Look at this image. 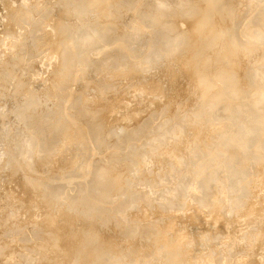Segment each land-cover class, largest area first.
I'll use <instances>...</instances> for the list:
<instances>
[{"label": "rangeland", "instance_id": "rangeland-1", "mask_svg": "<svg viewBox=\"0 0 264 264\" xmlns=\"http://www.w3.org/2000/svg\"><path fill=\"white\" fill-rule=\"evenodd\" d=\"M158 1L165 5L169 4L168 7L176 8L178 0H111L107 7L102 3L108 9L105 8L103 12L99 13L95 10L91 13L87 12L90 17L88 19L83 17L84 22L76 23L75 20L74 22L71 20L74 11L83 16L85 12L79 11L81 6L89 7L88 5H91L85 3L84 0H0V124H2L0 125V264H22V262L31 264L32 259L34 261L39 256H44L46 249V254L51 256L48 260L49 264H57L58 261L61 262H58L59 264H76L73 261V256L76 255L80 243L84 241L85 233L87 234L97 225L99 229L102 220L103 222L107 221L106 223L102 222L106 229L108 227L103 236L106 237L108 234L109 240L117 235L116 238L120 237V241H123L129 230L133 232L132 236V232L130 233V236L131 240L135 239V244L126 251L128 253H124L123 257L126 256L125 259H128H123L122 264H171L173 263L171 261H174L173 264H264V125L257 131L254 137L255 141L251 144L246 143L241 134L235 142H230L227 136H235L236 127L228 113L233 112L232 110H235L237 105H234L235 109L234 106L232 107L231 112L222 107L228 103L237 102L239 98L236 97V100L234 96H228L225 100L220 99L217 104L213 105L212 103L211 107L208 105L209 108H204L205 102L208 101L213 91L221 85L222 82L219 80L210 86L204 94L196 96L207 79H216V71L221 64V59L217 58L216 61H211L206 68H203L200 78H194L192 70L188 66L192 56L201 53L209 37L216 33L219 21H225L232 27H236V24L240 22L254 21L251 22L255 28L252 27L253 35H251L253 38L255 37L254 41L257 43L264 41L263 31L260 28L256 31L258 25H255L257 23L256 16H254L257 4L264 9V0H193V2L196 1V4L200 3L197 8L199 17L194 24L185 29L189 23L184 25L181 18L177 19V21L180 20L178 29L182 32L186 31L184 50L178 55L175 54L177 51H174L172 57L159 58L153 62L154 58L158 57L157 54L167 49L164 39L175 34L172 31L168 32L161 26V23L151 20L152 5ZM22 9L28 10L26 15ZM169 15H173V13H169ZM92 16L93 18H91ZM167 16L162 13L158 15L160 17L158 19L164 20ZM74 24L78 25L73 27ZM137 30L138 32H136ZM163 31L166 33H161ZM260 32L262 34H259ZM8 33H14L16 37L10 36L11 39H8L3 46L2 42H4V38H7L4 36H7ZM235 33L239 38L249 39L242 31L238 33L236 30ZM72 37L77 40L75 45L73 44L72 50L66 53L63 45ZM82 37H87V39L82 41L80 40ZM236 39L238 40V38ZM213 48L215 49V47ZM213 48L207 53L212 54ZM221 49L224 48L221 47ZM73 52L76 57L72 62H69ZM55 54L66 58L59 57L60 59L55 60L53 57ZM242 54L239 57L240 61L238 59L241 64L233 58L234 60H230L227 65L237 68L236 75L242 83L240 89L247 90L252 94L254 92L256 94L258 91L257 97L253 95V99L255 98L253 101L256 103L263 94L260 92L264 91L261 89L262 91L259 92L257 87L254 89L258 82L264 84V61L262 63L263 72L259 70L261 67L258 66V72L254 67L253 74L250 75V83L244 84L243 81L248 74L247 71L259 61V57L264 55V46L260 43L254 47V50L246 48ZM146 59H150L153 64L149 66L147 72L136 74V68L140 67ZM190 66L193 65L190 64ZM190 68L195 70V67ZM54 72L58 78L55 77ZM52 73L54 76L51 75ZM253 81L258 82L254 84ZM22 108L24 110H21ZM214 111H217L215 112L217 114L219 111L221 112L215 116ZM224 112L227 113L224 114ZM211 114L210 119L213 121L208 119L209 125L203 124V119L209 118ZM220 114H222L221 117H219ZM23 116V120L17 121L16 118L20 117L21 119ZM63 121L66 125L67 123L70 125L65 127ZM99 121H102L103 124ZM122 123L124 125H120ZM54 125L56 126L54 127ZM135 128H139L136 132L137 135H132ZM194 128L197 129V134L195 138H192L190 132ZM1 130L3 131L1 132ZM103 130L104 132H102ZM110 131H112V135ZM101 133L103 134L100 135ZM218 134L221 139L218 138ZM114 136L116 140L112 139ZM208 136L209 142L206 139ZM18 138L27 139L30 142L28 149L16 148ZM211 139L214 142L218 139L219 141L225 139L229 153L236 149L242 152L240 160L244 165L241 174L237 172L239 170L237 165L241 162L236 165V162L231 160L228 152L222 148L223 141H217L218 145L216 143L214 145L210 142ZM95 142L98 146L94 145ZM203 143L206 145L202 146ZM219 143L221 149L224 150L219 148ZM177 146L178 148H176ZM217 146L221 151H216ZM119 147L120 149L117 150ZM12 148H16V150ZM136 148H139L140 156L138 157L142 163V165L139 163L141 166L136 165L139 171L134 170L137 160L133 161L130 157L131 152ZM45 149L49 150V154ZM201 149L205 156L202 155ZM185 151L188 157L184 154ZM217 152L222 153L218 154ZM120 153L127 156L126 159L124 156L122 157L124 163L121 162L120 166L124 168L121 169L127 171L130 167L133 170H129L130 172L127 173L128 175L132 174L131 177L129 176V180L123 181L124 186H128H125L126 189H121L122 192L106 188L105 191H108L107 196L109 197H106V200L103 198L104 201L101 199L102 201L100 200L98 204L83 203L86 204L84 205L85 210L82 209L80 214L78 211L81 209V204L77 202L76 198L78 191L86 188L88 184L84 179H92L94 169L89 165L112 160ZM215 155H218L219 158L217 156L215 159ZM225 156L229 158L226 159ZM203 158L209 160H202ZM186 159L189 160L186 161ZM204 161L208 163L203 166ZM209 161L213 165L217 162L215 168L212 164L209 165ZM225 161L229 163V166ZM84 162L87 163V167H83ZM26 163H30L31 166ZM189 164L197 165L198 171L195 166L192 167ZM230 165L237 166L238 169ZM231 167L235 170L233 171ZM78 169L81 172H77ZM218 169L225 174L228 171L227 175ZM217 170L219 174L221 172L220 180L215 179V182H210L208 180L210 173L214 171L215 174H218ZM229 171L232 172L231 175ZM236 173L240 178L243 176L242 181L237 180L238 174ZM234 174H236L235 180H237L235 186L230 182L234 178ZM184 175H187L186 179L190 180L188 181L190 184L186 183L189 192H192L193 189L196 191V187L199 185L198 188L202 186L201 190L206 184L204 177L208 176L206 179L208 183L210 182V186L207 183L206 190L202 189L203 192L201 191L208 194L201 192V194H197L199 190L193 195L192 193L187 195L185 190L181 194L180 190H177L180 188L178 185L183 191L182 185L185 189V183L177 185L173 181L177 177V180L182 181L183 178L184 182H187ZM222 175L225 177H221ZM68 176L72 177L71 179L77 182V185L73 183L66 186L62 180ZM159 177L161 179L165 177L164 180L168 179V181L158 180ZM240 178L238 179L240 180ZM156 181H159L160 184ZM181 181H177V183ZM173 183L177 186L174 190L176 195L173 193L168 196L167 194L170 193L168 191L175 188ZM191 183L196 187L193 188ZM188 184L189 187L192 185V190L188 188ZM124 186L122 188H125ZM164 186L169 189L164 188L162 191ZM228 186H231L232 190L230 188L228 190ZM130 191L134 192V195L127 194ZM113 193L119 195L114 194L117 199L115 197L116 200L112 202ZM95 197L97 195L93 194L92 199ZM129 201L135 203L128 204ZM113 203L114 208L117 206V209L121 210L122 208V210L116 212L111 207ZM71 212L75 215L73 216ZM55 216H57V220ZM78 216L91 225L87 226L86 224L87 227H85V223H82L83 220L79 221ZM124 216L126 217L124 218ZM97 219L101 221H97ZM128 219L130 220L127 221ZM77 220L84 224L85 228ZM87 220L94 223H89ZM152 224H154L153 227L156 225L153 230L156 231L157 236L154 234L150 238L153 233L147 229ZM121 226L123 227L121 228ZM52 228H56V231L51 235ZM87 228L90 230L87 231ZM109 228H111L110 231ZM82 230L85 231L82 233ZM101 231L104 232V230ZM157 231L163 234L161 235ZM161 238L169 246L157 250L155 245ZM117 239L116 241H119ZM124 242L128 243L130 240H124ZM151 242L152 244H150ZM49 247L51 249H48ZM71 247L74 254L69 255L68 253L72 252ZM75 248L76 250H74ZM52 249L55 254L50 251ZM59 250L61 251L60 257L57 254L60 252ZM27 251L28 254H26ZM28 257L30 262L27 261ZM69 257L70 260L67 259ZM59 258L60 260L57 261ZM129 258L131 259L129 260ZM38 264L46 263L42 261Z\"/></svg>", "mask_w": 264, "mask_h": 264}, {"label": "bare ground", "instance_id": "bare-ground-1", "mask_svg": "<svg viewBox=\"0 0 264 264\" xmlns=\"http://www.w3.org/2000/svg\"><path fill=\"white\" fill-rule=\"evenodd\" d=\"M81 1V0H80ZM85 1V3H88V4H91V5H88L89 7H87V6H81V8L79 9V11L80 12H85L84 13V15L83 16H80V15H78L79 13L76 11H74V14H73V16H71V20H73V22H74V20L76 21V23H82V21L84 20V19H86V17H87V19L90 17V16H88V13L87 12H90L91 13V11H96L97 13H99V12H103L104 10H105V8L108 6L107 4L111 1V0H84ZM173 1H175V0H173ZM231 1V0H230ZM229 1V2H230ZM233 1V0H232ZM234 1H236V0H234ZM258 1H260V0H258ZM223 2H225V1H223ZM102 3H104L105 5H106V7L104 6V4L102 5ZM116 4H117V1H116ZM171 4V3H170ZM174 4V3H173ZM209 3L207 2V5H208ZM229 4V3H228ZM257 4V3H256ZM28 5V4H27ZM110 5V4H109ZM114 6H115V4H113ZM169 5V4H168ZM168 5H165V4H163L162 2H155L154 3V5H152V14H151V16L150 17H152V19L151 20H153V21H155V22H157V23H161V26H163V28H165V29H167L168 30V32L169 31H172V32H174L175 34L174 35H172V36H170V37H166L164 40H165V44H166V46H165V48H167L166 50H164L162 53H159V54H157V58H154V61L153 62H155L157 59H159V58H165V57H168V56H171V55H173L172 53H174V51H177V53L175 52V54L176 55H178L181 51H183L184 49V44H185V32L186 31H183L182 32V30H180V29H178V22L180 21H177V19H182V21H183V23H184V25L186 24H188L189 23V25H187V26H185V29H188V28H190L193 24H194V22L198 19V17H199V15H198V13H197V8L200 6V3L199 4H196V1L195 2H193V0H178L177 2H176V5H177V7L176 8H174V7H172V6H170V7H168ZM224 5H227V4H224ZM243 5V4H242ZM7 6H9V5H7ZM33 6V5H32ZM35 6V5H34ZM111 6V5H110ZM229 6H231V5H229ZM11 7V6H10ZM10 7H9V9H10ZM112 7V6H111ZM217 7V6H216ZM35 8V7H34ZM114 8H116V7H114ZM106 9H108V8H106ZM118 9V11H119V8H117ZM23 11H24V14L26 15L27 13V11L28 10H24V9H22ZM30 10V9H29ZM60 10V9H59ZM147 10V9H146ZM145 10V11H146ZM34 11V10H33ZM58 11V10H57ZM142 11H144V10H142ZM196 11V12H195ZM235 11V10H234ZM120 12V11H119ZM113 13H115V12H113ZM112 13V14H113ZM147 13V12H146ZM162 13H165L166 15H168L167 16V18L166 19H164V20H159L158 18H160V17H158V15L159 14H162ZM169 13H173V15H169ZM119 14V13H118ZM117 14V15H118ZM143 14H145V13H143ZM149 14V15H150ZM255 14V13H254ZM111 15V14H110ZM109 15V16H110ZM117 15H116V17H117ZM121 15V14H120ZM139 15V14H138ZM149 15H148V17H149ZM141 16V15H140ZM254 16H256V23L257 24H255V25H258V28H256V31H257V29H261V31H263L262 33H264V9H262L258 4H257V10H256V15H254ZM83 17H84V19H83ZM141 17H143V16H141ZM147 17V18H148ZM184 17H186L187 19H185ZM91 18H93V16L91 17ZM183 18H184V20H183ZM254 18V17H253ZM108 19V18H107ZM107 19H105V20H107ZM114 19H116V18H114ZM108 20H111V19H108ZM149 20V19H148ZM254 20V19H253ZM85 21V20H84ZM83 21V22H84ZM251 22L253 23L254 21H251L250 20V22H247V23H243V22H240L239 24H236V27L234 26V27H232V25H229V24H226L225 23V21H219L218 22V28L216 29L217 31H216V33L215 34H212V37L210 36L209 37V39H208V41L205 43V45H204V49H202V52L200 53H198L196 56H192V59L190 60V64L191 65H193V66H190V64H188V66H189V69H191L192 70V74H193V76H194V78H200V76L203 74V68H206L209 64H210V62L211 61H216V59L218 58V59H221V64L218 66V68H217V71H216V79L215 80H209V79H207L205 82H204V84L200 87V89L198 90V93H197V97L198 96H200V95H202V94H204L208 89H209V87L210 86H213L216 82H217V80H219L220 82H222L221 83V85L219 86V88L216 90H214L213 91V93H212V95L210 96V98H208V101H206L205 102V104H204V108L205 107H208V105H209V107H211V104L213 103V105H215V104H217L218 102H219V100L220 99H223V100H225L228 96H234L235 98L237 97V98H239V100L237 101V102H233V103H228V104H226V106L224 105V107H222V108H224L225 110H227L228 112H231V109H233L232 107L234 106V105H237V107H236V109H235V106H234V109L235 110H232L233 112H231V113H228V116H229V114H230V117H231V121L234 123V125H235V127H236V133L234 134L235 136H227L228 137V139H230V142L231 141H234L235 142V140H236V138L237 137H239V135L241 134L242 135V137H243V139H245L244 141L246 142V143H252L253 141H255V139H254V137H255V134L257 133V131L264 125V91L263 92H260V90L262 89V90H264V84H262V83H260V82H258V81H253L254 82V84H256L257 82H258V84H256L255 85V87H254V89L257 87V88H259V92L262 94L261 96L260 95H258V96H260L261 98H259V99H257L258 100V102H256V103H254V99H253V97L254 96H256V94H259L258 93V91L256 92V94H255V92H254V94H252L251 92H248L247 90H243V89H240V85L242 84L240 81H239V79L237 78V75H236V67L234 66H228L227 65V63L229 62L230 63V60H234V59H237L236 61H238V59H239V57H240V55L242 56L243 54V52H244V49H246V48H248V49H250V50H254V47L255 46H258L260 43L262 44V46H264V41H261L260 43H257V41H254L255 39V37L253 38L252 37V32H251V30H252V27L254 28V24H251ZM107 23H111V22H107ZM235 23V22H234ZM151 24H153V23H151ZM76 25H78V24H74L73 25V27H76ZM159 25V24H158ZM157 25V26H158ZM106 26V25H105ZM112 26H113V23H112ZM102 27V26H101ZM104 27V26H103ZM108 27V26H107ZM106 27V28H107ZM110 27V26H109ZM188 27V28H187ZM203 27V26H202ZM8 29V28H7ZM255 29V28H254ZM105 30V29H104ZM103 30V31H104ZM144 30H146V29H144ZM236 30H238V33L239 32H243L244 34H246L248 37H249V39L247 38V39H245V38H239L238 36H237V34L235 33L236 32ZM102 31V32H103ZM188 31V30H187ZM254 31V30H253ZM256 31H255V33H256ZM258 31H260V30H258ZM136 32H138V30L136 31ZM69 32H67V34H68ZM73 33H74V31H73ZM73 33H71V34H73ZM144 33V32H143ZM161 33H166V32H161ZM254 33V32H253ZM261 32L259 33V34H262ZM252 34V35H251ZM255 35H258V34H255ZM254 35V36H255ZM264 35V34H263ZM10 36H13V37H16V35L14 34V33H8L7 34V36H4V37H7V38H4V42H2V45L5 43V42H7V40L8 39H11L10 38ZM68 36H70L69 34H68ZM260 36H262V35H260ZM262 37H264V36H262ZM262 37H260V38H262ZM236 38H238V40L236 39ZM63 39V38H62ZM65 39H67V38H65ZM79 39V38H78ZM87 39V37H82L80 40H82V41H85ZM90 39V37L88 38V40ZM235 39H236V41H235ZM76 38L74 37H72V38H70L68 41H66L65 42V44L63 45V48H65V51H66V53H68V52H70L71 50H72V46H73V44L75 45V42H76ZM80 40H78V41H80ZM259 40V39H258ZM264 40V39H263ZM19 41V40H18ZM16 42V41H15ZM21 42V41H20ZM43 42V41H42ZM63 42V41H62ZM58 43H59V41H58ZM61 43V42H60ZM8 44V43H7ZM6 45V44H5ZM62 45V44H61ZM124 45V44H123ZM126 45V44H125ZM4 46V45H3ZM58 46H60V45H58ZM125 47H127V45L125 46ZM213 47H215V49L213 48ZM221 47L222 48H224V49H221ZM8 48V47H7ZM164 48V49H165ZM211 48H213L214 50L212 51V54H210V53H207L209 50H211ZM238 48H240V49H238ZM244 48V49H243ZM125 49H127V48H125ZM178 49V50H177ZM182 49V50H181ZM129 51H130V48H129ZM133 51V50H132ZM242 52V53H241ZM79 53H80V51H79ZM78 53V54H79ZM9 54V53H8ZM174 54V55H175ZM175 55V56H176ZM12 56V55H11ZM58 56V57H57ZM211 56H213V57H211ZM15 57V56H14ZM53 57L55 58V60H57V58H59V57H61L62 59H65L66 57H64V56H61V55H53ZM75 57H76V55L74 54V52H73V55H72V57L70 58V61L69 62H72V60L73 59H75ZM172 57V56H171ZM2 58H3V56H2ZM169 58V57H168ZM178 58V57H177ZM234 58V59H233ZM260 58V57H259ZM258 58V62L256 63V64H254V66L250 69V70H248L247 72H248V74H247V76L244 78V81H243V83L244 84H246V83H250V75H252L253 73V68L255 67V69L257 68V72H258V66H259V68L261 67V69H259L260 70V72L262 71L263 72V70H262V67H263V61H264V55L259 59ZM1 59V58H0ZM9 59V58H8ZM60 59V58H59ZM160 59V60H161ZM165 59H167V58H165ZM242 59V58H241ZM246 59V58H245ZM245 59H243V60H245ZM242 60V61H243ZM53 61V60H52ZM165 61V60H164ZM179 61H181V60H179ZM239 61H240V59H239ZM238 61V62H239ZM14 62V61H13ZM153 62L150 60V59H146V60H144V62H143V64H141L140 65V67H138V68H136V74L137 73H145V72H147V70H148V68H149V66L150 65H152L153 64ZM158 63V62H157ZM213 63V62H212ZM240 63V62H239ZM244 63V62H243ZM242 63V64H243ZM263 63V64H262ZM57 64V63H56ZM179 64V63H178ZM186 64V63H185ZM241 64V63H240ZM245 64V63H244ZM180 66H181V68H183V66L181 65V64H179ZM199 65H201V67H199ZM236 65H237V63H236ZM262 65V66H261ZM146 66V67H145ZM148 66V67H147ZM190 67H195V70H194V68H190ZM125 69V68H124ZM56 70V69H55ZM52 71V70H51ZM122 71V70H121ZM168 71V70H167ZM184 71V70H183ZM256 71V70H255ZM186 72V71H185ZM190 72V71H189ZM256 72V73H257ZM259 72V73H260ZM49 73H51V72H49ZM111 73H112V71H111ZM121 73V72H120ZM119 73V74H120ZM123 73V72H122ZM131 73H134V72H131ZM165 73H167V72H165ZM169 73V72H168ZM167 73V74H168ZM188 73V72H187ZM54 74H55V72H54ZM58 74V73H57ZM125 74V73H124ZM127 74V73H126ZM263 74V73H262ZM51 75H53V73L51 74ZM109 75H111V74H109ZM244 75V74H243ZM54 76V75H53ZM57 75L55 74V77H56ZM166 77H167V75H165ZM189 76V75H188ZM112 77V76H111ZM119 77V76H118ZM121 77V76H120ZM56 78H58V77H56ZM113 78H115V77H113ZM169 78V77H168ZM188 78V77H187ZM189 78H191V77H189ZM61 79V78H60ZM192 80V79H191ZM158 81H159V79H158ZM194 81V80H193ZM190 82V81H189ZM192 82V81H191ZM191 84H193V83H191ZM201 84V83H200ZM190 85V84H189ZM194 85V84H193ZM260 85H262V86H260ZM188 86V85H187ZM181 87V86H180ZM263 87V88H262ZM56 88V87H55ZM192 88V87H191ZM194 89V88H193ZM253 89V90H254ZM261 90V91H262ZM191 91V90H190ZM243 91H247V92H245V93H251V94H245V93H242ZM256 91V90H255ZM113 92H115V91H113ZM111 93V92H110ZM118 93H119V91H118ZM190 93V92H189ZM44 95V94H43ZM42 95V96H43ZM164 95H166V94H164ZM254 95V96H253ZM183 96V95H182ZM54 97V96H53ZM177 97V96H176ZM189 97V96H188ZM257 97V96H256ZM237 98H236V100H237ZM45 99V98H44ZM46 99H47V97H46ZM173 99V98H172ZM193 100V99H192ZM254 100V101H253ZM256 100V101H257ZM165 101V100H164ZM222 101V100H221ZM166 102V101H165ZM190 102H191V100H190ZM194 102V101H193ZM162 103V102H161ZM173 103V102H172ZM23 104H24V102H23ZM21 106H23V105H21ZM24 107V106H23ZM208 107V108H209ZM19 108H21V107H19ZM18 108V109H19ZM89 108H92V107H89ZM93 109H94V107H93ZM5 110V109H4ZM20 110V109H19ZM21 110H24L23 108L21 109ZM90 111L92 110V109H89ZM98 110H100V108H98ZM187 110V109H186ZM84 111H87V110H84ZM162 111V110H161ZM221 111H224V110H222L221 109ZM221 111H219V113L221 112ZM248 111H250V112H248ZM3 112V111H2ZM1 112V113H2ZM7 111H5V113H6ZM88 112V111H87ZM176 112V111H175ZM215 112H217V111H214V113ZM21 113V112H20ZM218 113V114H219ZM225 113H227V112H224V114ZM7 114V113H6ZM88 114V113H87ZM100 114V113H99ZM217 113H215V116H217L218 115ZM98 115V114H97ZM96 115V116H97ZM3 116V115H2ZM8 116V115H7ZM99 117H100V115H98ZM222 116V114H220L219 115V117H221ZM62 117V116H61ZM60 117V118H61ZM64 117V116H63ZM208 117V116H207ZM212 117V114H211V116L209 117V118H206L205 117V119H203V124H206V125H209V123H210V121H208V119L209 120H211L210 118ZM218 117V118H219ZM3 118V117H2ZM5 118V117H4ZM59 118V119H60ZM226 118V117H225ZM229 118V117H228ZM1 119V118H0ZM17 119V121L18 120H23L24 119V116L23 117H21V119H20V117L19 118H16ZM123 119V118H122ZM214 119H217V117H214ZM3 120V119H2ZM8 120H9V118H8ZM240 120V121H239ZM57 121H59V120H57ZM61 121V120H60ZM104 121H106V119H104ZM112 121V120H111ZM128 121V120H127ZM180 121H182L181 119H180ZM179 121V122H180ZM211 121H213V119L211 120ZM11 122V121H10ZM50 122V121H49ZM62 122V121H61ZM67 122V121H66ZM95 122H96V120H95ZM183 122V121H182ZM2 123V122H1ZM3 123H4V121H3ZM48 123V122H47ZM63 123L65 124V127L67 126V125H70V124H68L67 123V125H66V123L63 121ZM99 123H102V121L100 122L99 121ZM105 123H107V121L105 122ZM125 123H126V121H125ZM184 123H186V122H184ZM229 123V122H228ZM232 123V124H233ZM6 124V123H5ZM7 124H9V123H7ZM56 124V123H55ZM103 124V123H102ZM180 124V123H179ZM229 124H231V123H229ZM231 124V125H232ZM0 125H2V124H0ZM4 125V124H3ZM10 125V124H9ZM120 125H124V123H122V124H120ZM126 125V124H125ZM234 125H233V128H234ZM11 126V125H10ZM20 126V125H19ZM18 126V127H19ZM56 125H54V127H55ZM103 126V125H102ZM101 126V127H102ZM187 126V125H186ZM224 126V125H223ZM226 126V125H225ZM2 127V126H1ZM8 128H9V126H7ZM12 127H13V125H12ZM45 127V126H44ZM122 127V126H121ZM222 127V126H221ZM80 128V127H79ZM184 128V127H183ZM225 128V127H224ZM232 128V129H233ZM1 129V128H0ZM2 129H3V127H2ZM221 129H223V128H221ZM235 129V128H234ZM233 129V130H234ZM4 130H5V128H4ZM100 130V129H99ZM110 130V129H109ZM118 130V129H117ZM123 130V129H122ZM138 130H139V128H135V130H133V133H132V135H135L136 134V132H138ZM225 130V129H224ZM228 130V129H227ZM233 130H232V132H233ZM3 130H1V132H2ZM6 131V130H5ZM42 131V130H41ZM96 131V130H95ZM101 131V130H100ZM99 131V132H100ZM113 131V130H112ZM112 131H110V134L112 135L113 133H112ZM231 131V130H230ZM102 132H104V130L102 131ZM123 132H124V130H123ZM127 132V131H126ZM187 132V131H186ZM189 132V131H188ZM187 132V133H188ZM222 132H223V130H222ZM222 132H221V137L223 138L224 136L222 135ZM232 132H231V134H232ZM7 133V132H6ZM98 133V132H97ZM220 133V132H219ZM4 134V133H3ZM41 134V133H40ZM103 133H101L100 135H102ZM197 134V129L196 128H194L191 132H190V136H192V138H195V135ZM224 134H225V132H224ZM5 135V134H4ZM62 135H63V131H62ZM61 135V136H62ZM79 135V134H78ZM125 135H126V133L124 134V137H125ZM127 135H128V133H127ZM137 135V134H136ZM217 135V134H216ZM216 135H213V136H216ZM229 135H230V133H229ZM60 136V137H61ZM81 136V135H80ZM88 136H90V135H88ZM88 136H87V139H88ZM119 136L121 137V133L119 134ZM213 136H212V138H213ZM55 138H56V135L54 136ZM82 137V136H81ZM101 137V136H100ZM117 137V136H116ZM127 137V136H126ZM226 137V138H227ZM59 138V137H58ZM118 138V137H117ZM209 138V136L208 137H206V139L208 140L207 142H209V140H210V138ZM218 138H219V134H218ZM19 140H18V142L16 143V148H20V147H23V148H25L24 150H26V149H28V145H30V142L29 141H27V139H22V138H18ZM62 139V138H61ZM113 140H116V138H115V136H114V138H112ZM111 139V140H112ZM126 139V138H125ZM219 139H221V138H219ZM219 139L217 140L218 142H222L221 140L219 141ZM64 140V139H63ZM84 140H85V138H84ZM90 140V139H89ZM100 140V139H99ZM127 140V139H126ZM212 140V139H211ZM215 140V139H214ZM86 141V140H85ZM84 141V142H85ZM189 141V140H188ZM213 141V140H212ZM210 141L211 143H214V145H215V143L217 144V141ZM224 141H225V139H224ZM224 141H223V143H222V145H223V147L222 148H225V150L228 152V149H227V147H226V145H227V143H226V141H225V143H224ZM97 142V141H96ZM96 142H95V144L94 145H96ZM116 143V142H115ZM189 143V142H188ZM82 144V143H81ZM171 144V143H170ZM173 144V143H172ZM177 144V143H176ZM208 144V146L210 147V145H209V143H207ZM220 144V143H219ZM261 144V143H260ZM82 145H84V144H82ZM154 145H157V144H154ZM180 145H181V143H180ZM206 144L205 143H203V145L202 146H205ZM212 145V144H211ZM213 145V146H214ZM218 145V144H217ZM96 146H98V145H96ZM144 147H145V145H143ZM142 146V147H143ZM143 147V148H144ZM170 147V146H169ZM172 147V146H171ZM181 147V146H180ZM186 147V146H185ZM216 147V146H215ZM16 148L15 149H13V150H16ZM18 148V149H19ZM143 148H141V149H143ZM146 148V147H145ZM176 148H178V146L176 147ZM212 148V147H211ZM219 148L221 149V144H220V146H219ZM21 149V148H20ZM99 149V148H98ZM120 149V147L119 148H117V150H119ZM140 149V150H141ZM152 149H154V148H152ZM187 149V148H186ZM220 149H218V146H217V148H216V151L217 150H220ZM46 150V149H45ZM143 150H145V149H143ZM202 150V149H201ZM221 150H224V149H221ZM220 150V151H221ZM29 151V150H28ZM27 151V152H28ZM94 151V150H93ZM122 151V150H121ZM150 151H152L151 149H150ZM182 151H184V150H182ZM198 151H200V150H198ZM203 151V150H202ZM17 152V151H16ZM22 152H24V151H22ZM46 152H48V154H49V150L47 151L46 150ZM83 152H84V150H83ZM97 152V151H96ZM95 152V153H96ZM201 152V151H200ZM223 152V151H222ZM222 152H220V153H222ZM226 152V153H227ZM18 153H19V151H18ZM17 153V154H18ZM134 154V156H133V154ZM218 153V152H217ZM220 153H218V154H220ZM225 153V154H226ZM17 154H15V156H18ZM22 154V153H21ZM28 154V153H27ZM84 154V153H83ZM117 154H118V152H117ZM140 154V152H139V148H136V149H133V151L131 152V154H130V157L132 158V160L133 161H136L137 163H135V168H134V170L136 169V170H138L137 168H136V165L137 166H139L140 164L142 165V163L140 162V158L138 157V156H140L139 155ZM164 154H167V153H164ZM184 154L185 155H187L186 154V151L184 152ZM228 155H229V157L231 158V160L233 159L234 160V162H236L235 164L237 165L238 163H240L242 160H240L241 158H240V156H241V154H242V152L239 150V149H236V150H231V152L229 153H227ZM25 155V154H24ZM77 155H79V154H77ZM129 155V154H128ZM202 155H204L205 156V154H204V151H203V154ZM201 155V156H202ZM20 156V155H19ZM124 156V153H120V155H117L116 157H114L112 160H109V161H107V160H105V161H100V163H97V165H92L91 166V164L89 165V167H92L93 169H94V171H93V176H92V179H84V181H85V183H88L87 184V186H86V188H84V189H81V190H79L78 191V195H77V202L78 203H80L81 204V209L79 210L78 208H80V206L78 205V208H76V209H78L79 211V213H80V211L82 210V209H84L85 207H84V205H86V204H83V203H88V202H90L91 204H94V203H97L98 204V202H100V200L102 199L103 200V198H105L104 200H106V197H109V196H107L108 195V191L106 192L105 190H106V188H110V189H112L111 191H120L121 189H126V187L125 186H128V185H125L124 186V183H123V181L125 182L128 178H129V176L130 175H132V174H130V175H128L127 173L128 172H130L129 170H132V169H130V167L127 169V171L126 170H124V169H121V168H124V167H121L120 166V163L124 160H122V157ZM216 156V155H215ZM218 156V155H217ZM217 156L216 157H214L215 159L217 158ZM242 156H244V155H242ZM26 157H27V155H26ZM48 157V156H47ZM125 157H127V156H124V158ZM187 157H188V155H187ZM189 157H190V155H189ZM203 157V156H202ZM201 157V158H202ZM220 157H222V156H220ZM224 157V156H223ZM226 157V156H225ZM228 156L226 157V159H228L229 158ZM28 158V157H27ZM200 158V157H199ZM218 158H219V156H218ZM49 159V158H48ZM69 159V158H68ZM126 159V158H125ZM139 159V160H138ZM205 159H208V158H203L202 160H205ZM213 159V158H212ZM214 159V160H215ZM16 160H18V159H16ZM31 160V159H30ZM121 160V161H120ZM187 160H189V159H186V161ZM193 160V159H192ZM199 160H201V159H199ZM209 160V159H208ZM208 160H205V161H208ZM225 160V159H224ZM230 160V159H229ZM229 160H228V162H229ZM231 160H230V164H231ZM232 160V161H233ZM68 161V160H67ZM70 161V160H69ZM68 161V162H69ZM79 161V160H78ZM82 161H83V158H82ZM204 161V162H205ZM10 162V161H9ZM190 163H191V160L189 161ZM196 162V161H195ZM213 162V161H212ZM227 161H225V163H226ZM226 163L227 164V166H229V163ZM234 162H232V164H234ZM8 163V162H7ZM32 163V162H31ZM122 163H124V162H122ZM140 163V164H139ZM193 163H194V161H193ZM203 163V162H202ZM206 163V162H205ZM203 164V166L204 165H207V163L206 164ZM209 165H211L212 163L209 161ZM217 163V162H216ZM216 163H214L215 165H216ZM76 164V163H75ZM87 163H85L84 162V165H83V167H87V165H86ZM175 164V163H174ZM201 164V163H200ZM225 164V165H226ZM234 164V165H235ZM26 165H30L31 166V164L30 163H26ZM140 165V166H141ZM186 165H187V163H186ZM190 165V164H189ZM188 165V166H189ZM215 165H213L212 164V166H214V168H215ZM234 165H230V166H233L234 167ZM243 165L244 164H242V162L240 163V164H238L237 166H239V170H237V172H239V174H241L240 172L243 170ZM32 166H33V163H32ZM190 166H192V167H194L195 166V164L194 165H190ZM197 166V165H196ZM196 166H195V168H196ZM237 166L236 167H234V168H236V169H238L237 168ZM202 167V166H201ZM200 167V168H201ZM233 167H231V168H233ZM63 168V167H62ZM69 168V167H68ZM78 168H80V167H78ZM131 168H133V167H131ZM191 168V167H190ZM194 168V169H195ZM199 168V169H200ZM213 168V167H212ZM217 168H219V167H217ZM216 168V169H217ZM233 168V171L235 170ZM72 169V168H71ZM81 169V168H80ZM74 170V169H73ZM72 170V171H73ZM82 171H83V169H81ZM142 170V169H141ZM168 170V169H167ZM196 170H197V168H196ZM213 170V169H212ZM215 170V169H214ZM219 170V169H218ZM217 170V172H218V174L216 173H214V171H212V173H210V177H209V181L210 182H215L217 179H219L220 180V174H221V172H222V170H219V171H221L220 172V174H219V171ZM227 170H228V167H227ZM229 170H230V168H229ZM61 171V170H60ZM133 171V170H132ZM139 171V170H138ZM138 171H136V172H138ZM198 171V170H197ZM200 171V170H199ZM216 171V170H215ZM225 171V170H224ZM77 172H81V171H79V169L77 170ZM226 172V171H225ZM230 172V175L232 174V172L231 171H229ZM236 172V171H235ZM258 172V171H257ZM135 173V172H134ZM133 173V174H134ZM140 173V172H139ZM189 173V172H188ZM198 173H200V172H198ZM208 173V174H209ZM222 173H224V172H222ZM227 173H228V171H227ZM227 173L225 174V175H227ZM72 174V173H71ZM236 174H238V173H236ZM236 174H234V178L230 181L231 183H232V185H234L235 186V182H237V180L238 181H242L243 179V176H242V178H240L239 177V174H238V178H240V180L237 178V180H235V175ZM128 175V176H127ZM137 175V174H136ZM188 175V174H187ZM187 175L185 176V180H187V182H184V180H183V178H182V181L179 179V180H177V177L176 178H174V181L173 182H176V184L178 185V184H180L181 183V185H182V183H185V189H184V185H182V187H183V191H181V186L180 185H178L180 188H177V190L182 194V192L184 193V190H185V193H187V195L188 194H191L192 193V195H193V193H195L197 190H199V193H198V191H197V194H201L203 191H202V189H204V191L206 190V188L207 187H205L206 186V184L208 183V180L204 177V179H205V181L204 182H206V184L203 186V188L200 190V188L202 187H200V188H198V187H196V191H194V189L192 190V183H196V182H192L191 184L192 185H190V187H189V182L188 181H190V180H188V179H186V177H187ZM219 175V176H218ZM71 176V175H70ZM70 176H68L65 180H62V181H64L66 184V186H67V184H73L74 183V185H77V182H74V180L73 179H71L72 177H70ZM179 176V175H178ZM191 176V175H190ZM189 176V177H190ZM196 176V175H195ZM214 176H216V178H214ZM241 176V175H240ZM131 177V176H130ZM183 177V176H182ZM221 177H225V176H221ZM62 178H64V177H62ZM164 178L165 177H163V179H161L160 177H159V179L158 180H164ZM181 178V177H180ZM188 178V177H187ZM196 178V177H195ZM137 179V178H136ZM175 179H176V181H175ZM203 179V180H204ZM216 179V180H215ZM230 179H231V176H230ZM254 179V178H253ZM129 180V179H128ZM131 180V179H130ZM166 181H168V179H165ZM164 180V181H165ZM170 180H171V177H170ZM194 180V179H193ZM202 180V181H203ZM132 181V180H131ZM177 181H181V182H178L177 183ZM201 181V180H200ZM263 181V180H262ZM63 182V183H64ZM157 182H159V181H156V183ZM210 182L208 183L209 185L208 186H210ZM161 183H164V182H161ZM186 183H189L188 184V188H191L190 190H192V192H189V189H187V186H186ZM198 183L200 184V182L198 181ZM198 183H196V184H198ZM81 184H83V183H81ZM158 184H160V182L158 183ZM174 184V183H173ZM176 184H174V186L173 187H175L176 186ZM201 184H202V182H201ZM212 184V183H211ZM52 185V184H51ZM203 185V184H202ZM231 185V184H230ZM125 187V188H122V187ZM47 187V186H46ZM48 187H50V186H48ZM52 187V186H51ZM177 187V186H176ZM176 187L173 189V190H169L168 192H170V193H168L167 195L169 196V194H173L174 193V190H176ZM194 187V185H193V188H195ZM205 187V188H204ZM231 187V186H230ZM229 186H228V190H229V188H230ZM37 188V187H36ZM131 188V187H130ZM129 188V189H130ZM166 189L167 187H163L161 190L163 191V189ZM172 188V187H171ZM232 188H234L233 186H232ZM54 189V188H53ZM132 189V188H131ZM169 188H167V190H168ZM208 189H209V187H208ZM231 189V188H230ZM107 190H109V189H107ZM166 190V191H167ZM227 190V189H226ZM232 190V189H231ZM194 191V192H193ZM202 191V192H201ZM120 192H122V191H120ZM124 192V191H123ZM172 192V193H171ZM175 192H177V191H175ZM201 192V193H200ZM110 193V192H109ZM133 194L134 195V192H131L130 191V193H127V194ZM136 193V192H135ZM164 193H166L165 192V190H164ZM207 192H205V193H202V194H206ZM93 194H96L97 195V197H95V199H92V195ZM114 194H117V193H113V196H112V202H113V200H116L117 199V197L114 195ZM132 194H131V196H132ZM179 194V193H178ZM177 194V195H178ZM208 194V193H207ZM227 194V193H226ZM48 195V194H47ZM52 195V194H51ZM111 195H112V193H111ZM117 195H119V194H117ZM174 195H176L175 193H174ZM121 196V195H120ZM166 196V195H165ZM165 196H162V197H164L165 198ZM167 196V198L169 199V197ZM173 196V195H172ZM191 196V195H190ZM111 197V196H110ZM115 197H116V199H115ZM119 197V196H118ZM171 197V196H170ZM174 197V196H173ZM120 199V198H119ZM167 199V200H168ZM171 199H173L172 197H171ZM98 200V201H97ZM101 200V201H102ZM103 200V201H104ZM107 200H109V199H107ZM166 200V201H167ZM73 201V200H72ZM95 201H97V202H95ZM138 201H141V200H138ZM164 201H165V199H164ZM74 202V201H73ZM76 202V203H77ZM111 202V201H110ZM142 202V201H141ZM114 203H116L115 201H114ZM114 203H113V206L111 205V207H113L114 208ZM117 203H118V201H117ZM131 203H135V202H131V201H129L128 202V204H131ZM172 203V202H171ZM96 205V204H95ZM117 205V204H116ZM115 205V206H116ZM139 205V204H138ZM90 206V205H89ZM245 207V206H244ZM51 208V207H50ZM70 209H72V208H70ZM111 209V208H110ZM115 209V211L117 212L118 210H120V209H117V206L114 208ZM246 209V208H245ZM74 210V209H73ZM73 210H72V212H73ZM85 210V209H84ZM83 210V211H84ZM121 210H122V208H121ZM120 210V211H121ZM131 210V209H130ZM66 211V210H65ZM70 211V210H69ZM77 211V210H76ZM119 211V212H120ZM248 211V210H247ZM71 212V213H72ZM75 212V211H74ZM70 213V214H71ZM81 213H82V211H81ZM80 213V214H81ZM84 214V213H83ZM82 214V215H83ZM12 215V214H11ZM10 215V216H11ZM72 215L74 216L75 215V213L73 214L72 213ZM126 216H127V214H126ZM126 216H124V218L126 217ZM56 217V220H57V216H55ZM68 217H70V216H68ZM67 217V218H68ZM83 217V216H82ZM128 218H129V216H127ZM54 218V217H53ZM76 218H77V215H76ZM84 218V217H83ZM85 218H86V216H85ZM90 218V217H89ZM9 219V218H8ZM78 219H80L79 221H81L82 222V220H81V218L78 216ZM90 219H92V218H90ZM107 220H109L108 218H106ZM105 219V220H106ZM127 219V218H126ZM125 219V220H126ZM76 220V219H75ZM85 220V219H84ZM84 220H83V222L82 223H85V225L84 224H82L81 222H78V220H77V222L78 223H81V225L83 226H85V227H87V226H90V225H88L87 223H86V221L84 222ZM95 220V219H94ZM122 220V219H121ZM124 220V221H125ZM130 219H128L127 221H129ZM10 221V220H9ZM97 221H101V220H98L97 219ZM127 221H125V222H127ZM55 222V221H54ZM57 222V221H56ZM87 222H93V221H88L87 220ZM102 222H103V220H102ZM102 222H100L99 224H100V227H99V229L97 228V226H95L96 228H94L93 226V230L91 229H89V228H87V231H88V229L90 230L87 234L85 233V235H86V237H85V239L83 238L84 237V234L81 236L82 238H83V242L82 243H80V246H79V248L76 250V248L74 249V250H76V252L77 253H75L76 255H72L73 257H74V259H73V261L76 263V264H119V263H121L122 264V262H123V259H125V257H123V255H124V253L130 248V247H133L134 246V244H135V239L133 238V240H131V236H132V234H133V232L132 231H128L129 233H128V235H126L125 237H124V240H130V242H128V243H123V241H120V237L118 238L119 239V241H116V237H117V235H115L114 233H112V234H114L115 235V238H113V239H115V240H111V238H110V240H109V238L107 237L108 236V231L106 232V234H107V236L106 237H104L103 235L105 234V231L108 229V227H107V229L102 225ZM107 222V221H106ZM105 221L103 222V223H106ZM115 222V221H114ZM113 222V223H114ZM48 223V222H47ZM73 223V222H72ZM78 223H75L76 225L78 224ZM94 223V222H93ZM98 223V222H97ZM96 223V224H97ZM109 224H110V222H108ZM107 223V224H108ZM86 224H87V226H86ZM111 224H112V222H111ZM101 225L103 226V228H105V229H103L102 227H101ZM124 225H125V223H124ZM55 226V225H54ZM83 226V227H84ZM112 226V225H111ZM118 226V225H117ZM154 226V224H152V225H150V226H148V229H147V231H149L150 233H153V234H151V237L150 238H152V236H154V234L156 233V231H154L153 229L156 227V225H155V227H153ZM79 227V226H78ZM82 227V229H84ZM120 227V226H119ZM123 226H121V228H122ZM74 228V227H73ZM75 228H76V226H75ZM91 228V227H90ZM100 228H102V229H100ZM120 228V229H121ZM125 229H126V227H124ZM133 229V228H132ZM135 229V228H134ZM100 230H104V232L103 231H101L102 232V234H101V232H100ZM111 230V228H109V231ZM153 230V231H152ZM164 230V229H163ZM162 230V231H163ZM56 231V228H52V231H50L51 232V235H52V233L53 232H55ZM85 231V230H84ZM83 230H82V233L84 232ZM159 231H161V230H159ZM113 232V231H112ZM115 232V231H114ZM132 232V233H131ZM135 232V231H134ZM137 232V231H136ZM158 232V231H157ZM104 233V234H103ZM116 233V232H115ZM130 233H131V236H130ZM158 233H160V232H158ZM62 234V233H61ZM109 234H111V233H109ZM111 234V235H112ZM161 234V233H160ZM160 234H158V235H160ZM163 234V233H162ZM161 234V235H162ZM48 235H50V234H48ZM50 235V236H51ZM150 235V234H149ZM156 235V234H155ZM118 236H119V234H118ZM157 236V235H156ZM53 237V236H52ZM109 237H112V236H109ZM128 237V238H127ZM130 237V238H129ZM159 237V236H158ZM48 238H50V237H48ZM63 238V237H62ZM150 238H149V241H150ZM155 238V237H154ZM153 238V239H154ZM212 238V237H211ZM47 239V238H46ZM79 239H81L80 237H79ZM117 239V240H118ZM122 239V238H121ZM155 239H157V238H155ZM45 240V239H44ZM164 241V239H162L161 238V240L160 241H158V243H156V245H155V249H157V250H160L161 248L163 249L164 247H167V246H169V244L167 245L165 242H163ZM43 241V240H42ZM81 241V240H80ZM133 241V242H132ZM152 241V240H151ZM46 242H48V241H46ZM132 242V243H131ZM51 243V242H50ZM56 243V242H55ZM54 243V244H55ZM70 243V242H69ZM77 243V242H76ZM32 244V243H31ZM77 244H79V243H77ZM76 244V245H77ZM150 244H152V242L150 243ZM44 245V244H43ZM52 245V244H51ZM171 245V244H170ZM29 246V245H28ZM57 246V245H56ZM248 246V245H247ZM46 247H47V245H46ZM77 247V246H76ZM234 247V246H233ZM29 248V247H28ZM55 248V247H54ZM170 248V247H169ZM168 248V249H169ZM48 249H51V247H49ZM55 249H57L58 250V248H55ZM60 249V248H59ZM167 249V250H168ZM40 250V249H39ZM71 250H72V247H71ZM70 250V251H71ZM167 250H166V252H167ZM50 251H52V253L53 254H55L54 252H53V249L52 250H50ZM60 251V250H59ZM45 252V254H44V256L42 255V256H39L38 258H34L35 260L33 261V259H32V262H31V264H38L39 262H42V261H44L46 264H49L48 263V260L50 259V255L49 254H46V252H47V249H46V251H44ZM164 252H165V249H164ZM51 253V254H52ZM57 253V252H56ZM59 253H61V251L60 252H58L57 254H58V256L59 255H61V254H59ZM74 254V252H73V250H72V252L71 253H68L69 255L70 254ZM126 253H128V252H126ZM26 254H28V251H27V253ZM53 254H52V256H53ZM56 254V255H57ZM170 254V253H169ZM49 255V256H48ZM170 255H172V254H170ZM38 256V255H37ZM36 256V257H37ZM72 256H71V258H72ZM174 256V255H173ZM60 257V256H59ZM62 257V256H61ZM68 257V256H67ZM227 257V256H226ZM134 258V257H133ZM26 259H27V257H26ZM54 259H56V258H54ZM67 259H69L70 260V257L69 258H67ZM66 259V260H67ZM128 259V258H127ZM127 259H125V260H127ZM131 258H129V260H130ZM222 259V258H221ZM53 260V259H52ZM58 260H60V258L59 259H57V261ZM65 260V261H66ZM68 260V261H69ZM124 260V261H125ZM27 261H29V257H28V260ZM122 261V262H121ZM160 261V260H159ZM177 261V260H176ZM175 261V262H176ZM30 262V261H29ZM59 262V261H58ZM56 262L57 264H59V263H61V262ZM64 262V261H63ZM70 262H72V261H70ZM171 262H173L174 263V261H171ZM238 262V261H237ZM50 263H52V262H50ZM53 263H54V261H53ZM125 263H126V261H125ZM127 263H128V261H127ZM173 263H171V264H173ZM22 264H23V262H22ZM72 264V263H71ZM124 264V263H123Z\"/></svg>", "mask_w": 264, "mask_h": 264}]
</instances>
